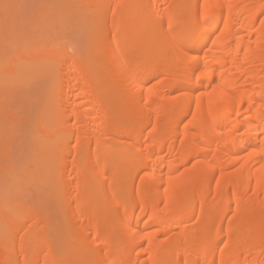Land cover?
Instances as JSON below:
<instances>
[{
  "label": "bare ground",
  "instance_id": "6f19581e",
  "mask_svg": "<svg viewBox=\"0 0 264 264\" xmlns=\"http://www.w3.org/2000/svg\"><path fill=\"white\" fill-rule=\"evenodd\" d=\"M3 3L0 264H264V0Z\"/></svg>",
  "mask_w": 264,
  "mask_h": 264
},
{
  "label": "snow or ice",
  "instance_id": "6c2138e0",
  "mask_svg": "<svg viewBox=\"0 0 264 264\" xmlns=\"http://www.w3.org/2000/svg\"><path fill=\"white\" fill-rule=\"evenodd\" d=\"M0 6L4 7L5 9H9L11 7H14L13 5H9L7 3H3ZM32 7H37L40 9L47 8L51 11H55L56 9L63 8V7H69V6L58 5V4H39V5H33ZM262 14H264V13H262ZM202 23H208V21L206 19L204 21H201L199 15H197L195 20L192 21L191 23H189L188 25H186L185 28L183 29V32H182V35L180 38V44L182 47H184L187 50V52L195 51V45L198 43V41L200 39V31H201V24ZM260 23L262 25H264V20H261ZM169 27H171V25H169ZM214 43H215V41H213V44ZM68 47H69V49H71L70 44H68ZM191 60H192V66H193V75L195 76V80L199 81L200 76L195 75L196 69H197L199 62H200L199 57L198 56H192ZM213 91H215V89ZM210 95H211V93H210ZM197 99H199V98H197ZM10 162H11L10 160H5L6 165ZM189 163H191V161H189ZM140 171H144V169L142 168V169H140ZM177 171H178V169H177ZM217 183H219V181H217ZM165 190L167 191V189H165ZM84 264H91V262H84Z\"/></svg>",
  "mask_w": 264,
  "mask_h": 264
},
{
  "label": "rangeland",
  "instance_id": "374dc122",
  "mask_svg": "<svg viewBox=\"0 0 264 264\" xmlns=\"http://www.w3.org/2000/svg\"><path fill=\"white\" fill-rule=\"evenodd\" d=\"M28 92H30L29 90H28ZM38 104V101H37V103H36V105Z\"/></svg>",
  "mask_w": 264,
  "mask_h": 264
}]
</instances>
